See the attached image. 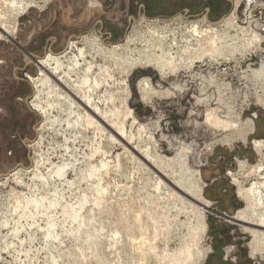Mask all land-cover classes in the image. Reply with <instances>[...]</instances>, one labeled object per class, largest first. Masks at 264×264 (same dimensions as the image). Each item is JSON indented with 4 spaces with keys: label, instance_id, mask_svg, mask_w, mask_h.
<instances>
[{
    "label": "rangeland",
    "instance_id": "rangeland-1",
    "mask_svg": "<svg viewBox=\"0 0 264 264\" xmlns=\"http://www.w3.org/2000/svg\"><path fill=\"white\" fill-rule=\"evenodd\" d=\"M256 1L249 25L245 0L237 7L236 0H55L57 10L51 9L52 0H0V264H174L171 254L190 242V228L202 212L207 227L199 248L207 255L200 264H264L263 255L252 257L249 252L251 236L224 217L245 206L229 173H239L238 161L252 166L261 159L253 140L264 139V107L256 104L261 94L256 83L247 84L243 74L259 68L264 44L234 54L229 61L206 59L192 71L168 76L149 66L125 77L110 63L114 80L102 87L100 95L117 94L113 103L98 105L108 124L116 121L109 111L113 104L119 106V87L128 89L127 106L136 123L131 124L132 117L126 120L127 138L121 140L111 129L102 133L96 127L74 124L83 108L64 100L54 101L47 118L34 111L30 105L37 89L29 76L40 77L46 67L12 44L19 43L32 57L42 59L61 54L76 42L79 48L91 49L95 64L104 66L103 55L95 54L97 46L125 45L131 38L136 41L129 49L141 50V41L150 37L148 26L178 32L194 22L204 25L206 18L220 24L235 8L238 26H252L264 36V0ZM167 29L162 35H167ZM12 30L13 34L3 35ZM230 35L240 48L241 36ZM94 42L97 45L91 48ZM208 73L228 84L222 105L216 104L217 94L201 91L197 74ZM143 79L157 90L171 88L174 94L144 102L137 87ZM15 82L20 84L18 89L10 86ZM60 83V92L70 94L72 82L63 77ZM173 84L182 90H174ZM43 92L42 104L53 100L46 89ZM216 107L222 116L230 108L242 122L252 120L253 131L245 144L214 145V138L225 133L204 122L206 110ZM180 145L191 148L185 160L177 157ZM98 147L105 156L98 153L89 158ZM73 157L78 162L66 172V179L74 182L68 187L51 171L74 163ZM158 157L165 161L161 164ZM102 160L108 162L106 170L92 178L82 173L85 163L98 167ZM197 170L202 196L210 202L207 208L195 198L193 171ZM239 177L247 188L255 181V177ZM41 199L38 206L27 205ZM81 202L75 218L72 211L62 214L61 206L78 210Z\"/></svg>",
    "mask_w": 264,
    "mask_h": 264
},
{
    "label": "bare ground",
    "instance_id": "bare-ground-1",
    "mask_svg": "<svg viewBox=\"0 0 264 264\" xmlns=\"http://www.w3.org/2000/svg\"><path fill=\"white\" fill-rule=\"evenodd\" d=\"M239 3L240 0H236L235 7H237ZM245 3L248 6L247 20L250 21L248 23L250 25L252 24L251 20H253L254 14V11H251L250 8L253 4L256 5L257 1L245 0ZM235 11L236 8L230 15L225 17L220 24L210 23L208 18H206L204 25H201L199 22H194L189 26H185L183 30L180 29L181 31L178 32H175L174 29L169 30L164 28V30H158L153 26H148L147 29L150 37L141 41V43H143V49L141 50L135 51L129 49V44L136 41L131 38L126 40L125 45H112L110 48H104L101 45L97 46L98 49L95 54L103 55L102 59L104 61V66L95 64L91 55V49H88L86 46L79 48L78 43L70 42V46L65 52L58 55L50 53L38 61V64L45 66L46 70L41 71L40 77L38 78L34 79L29 76L30 81L34 83L37 89V96L31 102L30 106L34 111L39 112L40 115L47 118L48 115L52 113L50 111L54 110V104L64 100L69 106L74 107L77 105L78 109L80 107L83 108V112L78 113L74 124L93 128L96 127V129L102 133L105 128H108L113 131L114 136L119 140L125 139L127 138L124 127L125 122L128 118L132 117V112L127 106V99L130 95L128 89L126 87L124 89L119 87L117 95L119 106L113 104L112 110L109 111L110 117L114 118L116 121H112V123L108 124L105 113L100 112L98 105L99 103L104 105L115 101V94L117 93L106 91L100 95L102 87L105 84L108 85L109 80H114V74L110 66L113 64L114 66L117 65L118 73L122 71L121 73L125 77L129 76L135 69H144L149 66H154V68L160 72L161 76H168L170 74L176 75L180 71H190L197 63H202L206 59L210 61H218L219 59L229 61L234 54L248 49L250 50L251 48L254 50L264 44V36L257 32V29H253L252 26L251 28L250 26L248 28L240 27L235 23ZM165 29H167V35H162V33H165ZM13 30L3 35H11L15 31ZM231 32H235L234 37L236 38L241 36L240 41L243 43L240 48L234 43L235 39L230 35ZM179 36L180 39H178ZM167 42L170 44H167ZM95 44L97 45L96 42L90 43L91 48H94ZM72 49H74V52ZM92 50L94 51V49ZM127 52L130 56L125 55L123 57V54ZM68 55H70V57L67 59ZM88 58H91V60H88ZM66 59L67 62H65ZM110 63H112V65H110ZM60 74H63L62 78H58ZM63 77L72 82L73 90L67 96H64L63 92H60V90L63 89L60 83ZM197 77H199L200 80L201 91L204 92L209 90L212 96L217 94L216 97H218V99H216V104L222 105L224 100L222 96L226 94L228 84L224 83L221 77L213 73H208L207 75L197 74ZM243 78L246 80L247 84L251 83L252 86H255L256 83L258 87L256 89L261 93L256 96V104L264 107V60H262L259 68H249L247 72L243 74ZM121 85L126 86V82L123 81ZM172 86L176 91L182 90L180 85L173 84ZM137 87L144 102H150L153 98L170 97L174 94L171 88L155 89L146 79L141 80L137 84ZM43 89L48 91L47 96L52 97L53 100L46 101L42 104L39 95L43 92ZM76 95H80V97L77 98ZM78 99H80L79 103L75 102L78 101ZM54 101L56 103H54ZM198 101L199 103H208V101L204 99H199ZM219 112L220 107H216L209 108L206 110L205 114L204 123L206 126L208 125L215 131H222L225 133L223 136L214 138V145L223 144L222 146L227 145L230 148V146H233V144L238 141L245 144L253 131L252 120L242 122L240 116L230 108L221 112L223 116L220 115ZM135 123L136 121L133 119L131 124ZM67 124V126L70 125L69 123ZM246 137L248 138L246 139ZM129 138L131 139L132 136ZM100 147L94 149L89 158H92L93 155L98 153L105 156V152L101 151ZM253 147L258 156L260 155V161L252 166L246 162L238 161L239 173L233 174L232 172H228L234 184L237 185V195L244 202L245 206L238 210L234 216L226 215L225 218L228 219V222L240 226L245 233L251 236L252 240L248 244L250 249L249 252L252 257H255L257 255L264 256V139L253 140ZM190 149L191 148L188 146L180 145L177 152L178 159L185 160V156L190 152ZM158 161L162 164L165 160L162 159V157H158ZM76 162H78V159L74 158V163L72 164L65 163L62 166H56V168L51 171V174L62 180L68 187H72L74 182L68 181L65 175L68 168L74 167ZM85 164L86 168L82 173L85 172L88 178L94 177L108 167V162L104 160L100 161L98 167L91 166L89 163ZM193 173L196 177L195 198L204 208H207L210 202L202 196L203 182L201 176L198 170L195 172L193 171ZM241 174L246 178L250 176L251 178L255 177V181L253 183L251 182L252 184L250 187L247 188L243 186L240 181L241 178L239 177ZM36 177H41V174H38ZM99 193L102 195L103 190ZM43 201V199L27 201V205L38 206ZM17 204L19 205L20 202L17 201ZM82 206L83 203L81 202L78 204V210H75L72 206L65 204L61 206L62 214L65 215L68 214L69 211H72V217L75 218L76 214L82 209ZM198 217L197 224L193 228H190L191 234L190 242L187 243L188 245L185 244L180 248V250L176 252L177 254H171V256L175 257L174 261H176L177 264H200L203 262L202 260L206 258L207 252L205 253L204 250H200L199 248L202 238L201 235L205 232L207 227L205 223V214L202 212ZM2 224L3 226H7L6 222ZM167 255L168 254H166L165 257H167ZM169 255L167 258L170 260L169 257L171 256Z\"/></svg>",
    "mask_w": 264,
    "mask_h": 264
},
{
    "label": "water",
    "instance_id": "water-1",
    "mask_svg": "<svg viewBox=\"0 0 264 264\" xmlns=\"http://www.w3.org/2000/svg\"><path fill=\"white\" fill-rule=\"evenodd\" d=\"M12 44L18 49L20 50L25 56H27L28 58H30L32 61H34L36 64H38V60L34 57H32L31 54H29L27 51H25L21 45H19V43H16V42H12ZM222 218H224L225 216L224 215H220ZM224 216V217H223ZM225 219V218H224ZM228 220V219H226Z\"/></svg>",
    "mask_w": 264,
    "mask_h": 264
},
{
    "label": "crops",
    "instance_id": "crops-1",
    "mask_svg": "<svg viewBox=\"0 0 264 264\" xmlns=\"http://www.w3.org/2000/svg\"><path fill=\"white\" fill-rule=\"evenodd\" d=\"M54 1H55V0H54ZM54 1L52 0V2L50 3V4H52V5H51V9L55 8V9L57 10V8L55 7L57 4L54 5V4H53ZM35 58H36V59H40V58H37L36 56H35ZM27 64H28V63H26V65H27ZM26 77H27V76H26ZM19 83H20V80H19ZM19 83H18V82H15L14 85H10V86H12V87L15 86L16 89H18V88L20 87V84H19ZM15 84H16V85H15ZM6 86L9 87L8 84H6ZM7 89H8V88H7ZM9 89H10V88H9ZM19 93H20V92H19ZM16 99H18V98H16ZM19 100H20V99H19ZM15 101H16V100H15Z\"/></svg>",
    "mask_w": 264,
    "mask_h": 264
}]
</instances>
